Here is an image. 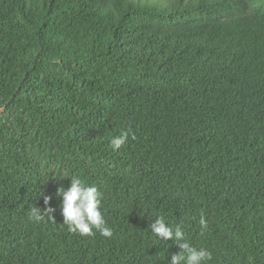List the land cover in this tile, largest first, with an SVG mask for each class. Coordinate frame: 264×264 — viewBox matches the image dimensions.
Masks as SVG:
<instances>
[{"label": "trees", "instance_id": "trees-1", "mask_svg": "<svg viewBox=\"0 0 264 264\" xmlns=\"http://www.w3.org/2000/svg\"><path fill=\"white\" fill-rule=\"evenodd\" d=\"M71 177L111 238L63 224ZM158 215L264 264V0H0V264H169Z\"/></svg>", "mask_w": 264, "mask_h": 264}, {"label": "clouds", "instance_id": "clouds-1", "mask_svg": "<svg viewBox=\"0 0 264 264\" xmlns=\"http://www.w3.org/2000/svg\"><path fill=\"white\" fill-rule=\"evenodd\" d=\"M129 131L111 140L114 150L120 149L128 141ZM134 138V135H133ZM55 196L61 199L59 208L63 217V224L68 226V231L78 233L81 236H94L98 231L100 235L111 238L113 230L107 226L102 214V193L95 186L85 185L79 178L71 177L67 188L58 187ZM51 196L44 197L45 208H33L30 211V219L40 222L45 215L54 219L56 208L50 206ZM202 232L207 229L206 220L201 217L199 221ZM95 230V231H94ZM151 233L159 240L171 241L180 249L173 253L169 264H207L212 260V253L206 248H196L186 241V234L181 225L171 226L166 223L164 217L157 216L150 225Z\"/></svg>", "mask_w": 264, "mask_h": 264}]
</instances>
